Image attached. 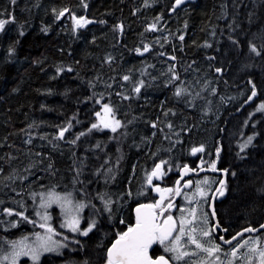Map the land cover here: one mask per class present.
Segmentation results:
<instances>
[{
  "label": "trees",
  "instance_id": "obj_1",
  "mask_svg": "<svg viewBox=\"0 0 264 264\" xmlns=\"http://www.w3.org/2000/svg\"><path fill=\"white\" fill-rule=\"evenodd\" d=\"M175 3L0 0V209L23 210L12 207L11 198H26L32 181L47 178L85 204L84 229L95 223L86 237L75 236L58 227L55 210L48 232L26 212L21 226H0V240L54 234L71 248L43 264H107L110 245L136 223L134 207L158 204L145 175L162 162L169 170L178 148L184 153L190 143L189 137L176 149L171 137L177 131L186 136L195 119L189 109L193 68L215 81L204 88H213L208 94L238 99L223 110L210 148L211 164L238 180L227 217L237 223L264 219V115L251 116L264 103V0H199L182 9ZM64 12L87 25L61 20ZM164 34L171 41L160 38ZM177 74L181 81L175 83ZM105 105L122 124L115 132L93 127ZM239 132L256 135L241 159ZM176 177L165 174L160 182L173 189ZM161 251L158 243L152 257Z\"/></svg>",
  "mask_w": 264,
  "mask_h": 264
},
{
  "label": "rangeland",
  "instance_id": "obj_2",
  "mask_svg": "<svg viewBox=\"0 0 264 264\" xmlns=\"http://www.w3.org/2000/svg\"><path fill=\"white\" fill-rule=\"evenodd\" d=\"M63 17H66L65 20L66 22H68V20H71V24L74 25L75 27H77L76 26L77 20H80L82 24H86L84 23V21H88L82 18H78L75 15L69 16L67 12L62 13L60 19L62 20ZM160 38L166 39L167 41H171L169 35L166 34L161 35ZM171 58L173 59V57ZM172 69L175 72H179V69L175 65L173 66ZM192 72L193 75L191 76V84H190L192 88L189 91L191 97L189 109L196 113L193 115L195 119L191 122V124L187 128L186 136H184L183 131H177L174 133V136L171 137L172 138L171 144L176 149L180 145L183 146L185 140L189 139V137H190V141H189L190 143L188 144L186 149H183L185 151L184 153L181 152L182 149L178 148L177 150L178 156H174L173 164H171L169 170L166 171L164 169L166 166V162L161 163L163 165V177L165 176V174L171 175L174 173H178V170L180 168V166L178 165L181 160L182 162H184V164L187 163V159L188 160L196 159L197 163L200 160H202L207 165L210 164L212 166L211 164L212 154L210 148L214 143V141L216 140V135L218 134V128H219L218 122L223 113V110L226 108L229 109L234 108L238 101V99H227L226 97L220 95L214 96L213 94L211 96L208 93L212 92L213 88H210L206 91L204 88L210 86L212 83L214 84L215 81L209 75L201 76V74H199L200 72H198V69L193 68ZM180 78L181 76L179 74L175 75V83L180 82L181 81ZM139 86L141 87V85ZM204 91L206 93L205 97L200 98L201 95H204ZM244 97H245L244 92H240L238 94L239 99H243ZM247 104H249L248 101ZM261 105H264V103H261L257 106L255 112L251 115L252 117L258 114L264 115V109L261 108ZM115 121H119V120L114 115L112 109L111 112H106L104 110V112L101 113V115L99 116L96 122V128L100 131L113 132L111 130V127H105V123L114 126ZM247 123L248 122H246L243 127L245 131L248 129ZM121 125L122 124L120 122V126L117 127L116 131L121 128ZM35 136L36 135H32L30 138L31 139L35 138ZM64 137H65V131L62 138ZM237 139H238V141L236 140L237 155L241 159L249 151V149L253 147L256 140V135L252 134L247 136L245 133L243 135L242 133L239 132ZM194 149H202V151L197 150L193 152ZM154 170H155V165L145 175L144 184L148 188V190L149 189L154 190V188L157 185L161 187V194L160 196H157L158 199L157 202L160 199L166 200L167 198L174 196V187L173 189L169 187H164L160 182L163 179H161L160 181H157L155 179L153 175ZM232 176L233 178H235L234 174H232ZM40 179L41 178L32 181L34 186L29 191L28 196L26 198L21 199L19 201L17 200L15 201L14 197L11 198L10 201L11 206L15 208L21 207L23 208V210L15 211L8 208L0 209V226H4V224H6L5 230L9 228L21 226V220L28 221L26 215L28 213L29 216L36 219L38 225L42 224L47 227H52L57 220V215L55 213L56 212L55 210H58L60 220H57V225L61 230L70 232L75 236L86 237L95 227V223L94 224L92 223V225L89 226V228H91L90 231H88L89 228L84 229L82 227L85 204L81 201H78L75 198L74 193L65 192L57 189V187L60 189L63 188L55 185L54 181H51L50 179L47 178L46 179L42 178L41 181ZM205 180L207 181V183H204ZM65 181L67 180L64 177V179H62V181H59V183L62 184ZM215 184H216V178L213 175H204L202 179L196 180L192 188L186 190V192L182 195V198L178 203V207L174 210V213L171 215L176 222L177 230L175 236L170 241H165L163 244H161V247L165 255L168 256L173 262L177 264H182L187 262L189 254L187 256H184L180 260L175 259V256L178 254V252H188V245H194L191 244L188 240V232L190 231L192 226H195L197 228L196 233H193V235H195L197 239L201 241V243H203L204 245L215 244L211 240V237L209 235L207 237L201 235L202 231H208L209 234L211 235L207 205L212 193V189L214 188ZM145 186H144L143 195L146 192ZM167 189H171V191H166ZM49 194H52L53 202L49 203L47 207H42L41 206L42 202L48 201ZM55 197H59L60 199L56 200ZM79 205H84V206L79 207ZM192 209H195L196 212V216L194 220L192 216H190V211ZM1 218L5 220V223H3V220H1ZM72 220H78L79 222L77 231H73L72 228L69 227V221ZM182 220H192V224H185V234L181 237L177 245V252L166 251L165 250L166 248H172L176 243L174 238L177 235H180L179 228ZM256 221L257 220L255 218H249L248 221L239 219L236 225L238 227L240 226L243 227L247 224L254 225L257 224L255 223ZM84 231H87V235L81 234ZM38 234L41 237L51 236V240L55 242L52 244V247L55 250L51 252H41L38 261H34L32 259V256H33V251L37 250V243H38L37 234L28 235V237H21L19 239L11 240V241L9 240L7 241V239H1L0 264H43V260L45 257L63 256L64 252L67 249H69V247L71 248L70 245H67L66 242L62 241L54 234L53 235L48 233H38ZM245 241H247L246 244ZM21 242H23V244H21ZM240 245H243V247H241ZM253 248H255V251L250 250ZM234 250L236 251V256L233 257L230 255V253ZM232 251L229 252L228 260L226 261L225 264H229V262H231V264H235V262L236 264H261V257L259 253L261 251H264V233L259 234V236L257 237L250 236L247 237L246 239H243V241H241V243ZM5 257H7V259H5ZM203 262L201 264H203Z\"/></svg>",
  "mask_w": 264,
  "mask_h": 264
},
{
  "label": "snow or ice",
  "instance_id": "obj_3",
  "mask_svg": "<svg viewBox=\"0 0 264 264\" xmlns=\"http://www.w3.org/2000/svg\"><path fill=\"white\" fill-rule=\"evenodd\" d=\"M182 0H176L177 4H180ZM62 14V13H61ZM88 21H84V23H87ZM3 26V23L0 22V27ZM76 26H83L80 20L76 21ZM183 39V37H180ZM147 50V49H145ZM253 52H256L255 48H252ZM257 55L259 53L257 52ZM125 80L128 79V77H124ZM136 92L140 91V88L137 87L135 89ZM177 95L180 94V91L178 90ZM253 96L255 95V91H253ZM261 108L264 109V105H261ZM105 111L111 112V109L108 108L107 105H105ZM120 126L119 121L114 122V126L109 125L108 123H105V127H111V130L113 132L116 131L117 127ZM155 126V125H153ZM93 127H96V125H93ZM64 134V130L61 131L60 137L62 138ZM202 149H194L193 152ZM212 170H215V164H212ZM160 166L157 165L156 170H154L153 175H156L159 172ZM187 171V169H185ZM162 174V173H161ZM151 182V181H149ZM179 183V182H177ZM204 183H207L205 180ZM187 186V185H185ZM199 190V189H198ZM166 191H171V189H167ZM177 194H179V190H177ZM221 195L223 193L221 192ZM56 200H59V197H55ZM53 202V196L52 194H49V199L47 202H42V207H47L49 203ZM84 205H79V207H83ZM156 207H159V205H141L140 208L136 209L137 212V218H136V226L129 227L128 231L120 235V238L116 241L115 244L112 245L110 249H108L107 252V264H168V262L164 259L163 256L159 257L157 260H152L148 256V249L151 247V245L157 241L159 243L163 244L165 240H168L171 238L172 233L176 231L175 222L173 221V218L171 216H168L167 220L164 221V226H161L156 223V215L154 212H148L142 214V209H154ZM171 207V205H169ZM190 216H192L193 220L195 219L196 212L195 209H192L190 211ZM172 222V223H169ZM78 220H72L69 221V227L72 228L73 231L78 230ZM185 224H192V220H182L179 228L180 235H177L175 239V244L172 248H166V251H173L177 252V245L181 239V237L185 234ZM41 227H45V225H41ZM261 227H264L262 225ZM46 230L48 232H52V229L50 227H47ZM91 228L88 229L90 231ZM197 228L195 226H192L190 231L188 232V240L191 244H194L197 249L200 251L206 252L208 256H213L214 253H218L221 251L220 246L216 244H212L211 247H205L203 243H201L200 240L197 239L193 233H196ZM247 231H253V229H247ZM82 235H87V231H84L81 233ZM201 235L204 237H207L209 235L208 231H202ZM223 239V237H221ZM235 239V237H233ZM37 250L33 251L32 259L34 261H38L39 255L41 252H51L55 249L52 247V244L55 243L51 240V236L48 237H41L39 234H37ZM225 243H231L230 240L224 241ZM211 243V242H209ZM247 241H245V244ZM23 244V242H21ZM243 247V245H240ZM251 251H255V248L250 249ZM188 252H178V254L175 256V259L180 260L184 256H187ZM231 256H236V251H232L230 253ZM261 257V264H264V251H261L259 253ZM7 259V257H5ZM231 264V262H229Z\"/></svg>",
  "mask_w": 264,
  "mask_h": 264
},
{
  "label": "flooded vegetation",
  "instance_id": "obj_4",
  "mask_svg": "<svg viewBox=\"0 0 264 264\" xmlns=\"http://www.w3.org/2000/svg\"><path fill=\"white\" fill-rule=\"evenodd\" d=\"M237 141H238V139H237ZM235 148L237 150V143H235ZM189 160H188V164L187 165L191 166L194 169H200V168L204 167L203 166L204 162L202 160H200L198 163L196 162V159L190 160V161ZM193 163H195V164H193ZM206 168H212V167H206ZM215 169H220V170L224 169V170H227V172H228L227 183L222 187V189L218 193V195H220L221 192H222L224 194V197L222 199H220V200L217 199L216 203H215V211H216V214H217V218H218V222H219L220 228H218L219 227L218 225L216 226V221H215L214 217L212 216V213H211V210H210V205H211L212 196H213L214 192L216 191L219 183L223 180V176L222 175H217V174H202V175L197 176V177L196 176H192L189 179L185 180L182 183V185L186 181H189L191 183V185H190L189 188L186 189V190H188V189L192 188V186L195 184L196 180L202 179L204 177V175H213L216 178V184H215L214 188L212 189V193H211L208 205H207V211H208V215H209V223H210V228H211V235L209 234V236L211 237V240L216 245L220 246L221 251L218 252V253H214L213 256H208V254L206 252L200 251L199 249L196 248V246L188 245V252H189L188 259L189 258L190 259L189 260L187 259V262L182 263V264H201L203 262V260H204L203 264H225L226 261L228 260L229 252L232 251L234 248H236L241 243V241H243V239H246L247 237H250V236H254V237L259 236V234H257V235H245L239 241H237L236 243H234V244H232L230 246H227L226 245L227 243H225L221 239V237H224L225 241L231 240L233 237H235L244 228H247V227H250V226H252V227L260 226L263 223L264 219L261 222L257 223V224H254V225L247 224V227H243L242 228V226L238 227L236 225L237 224V220L233 221V220H230L227 217V213H226V211L224 209H225V207H226V205L228 203L227 202L228 195H229V193L231 191H233L232 189L235 190V186H233V185H236V182L238 180L236 178H233V176L231 174V171H229V169H227V168H220L217 165V167H215ZM177 177H178V175H177ZM177 177H176V180H177ZM176 180H175V182H176ZM174 186H175V183H174ZM186 190L183 192V194L186 192ZM174 192H175V189H174ZM181 198H182V196H181ZM181 198H180V200H181ZM177 207H178V204H176V208ZM174 210L171 211V212L174 213ZM167 213H166L164 218H166L168 216H171V214L167 215ZM215 227H217V228L215 229ZM204 246L205 247H211L212 245H204ZM161 252L163 254H161L159 256H165L166 257L165 253L163 251H161ZM169 260L171 261L172 264H177V263L173 262L171 259H169ZM235 264H236V262H235Z\"/></svg>",
  "mask_w": 264,
  "mask_h": 264
},
{
  "label": "water",
  "instance_id": "obj_5",
  "mask_svg": "<svg viewBox=\"0 0 264 264\" xmlns=\"http://www.w3.org/2000/svg\"><path fill=\"white\" fill-rule=\"evenodd\" d=\"M199 0H182V2L180 4H177L175 3V8L176 9H182L190 4H196ZM64 135V134H63ZM160 166L159 168V172L154 175L155 179L157 181H160L163 177V165L162 164H158ZM157 166H155V170H156ZM185 169H187V171H185ZM162 173V174H161ZM202 174H217V175H222L223 176V180L219 183L216 191L214 192L213 196H212V199H211V205H210V210H211V213H212V216L214 217L215 221H216V226L218 225L220 228V225H219V222H218V218H217V214H216V211H215V203H216V200H220L224 197V194L223 195H218L219 191L222 189V187L227 183V179H228V172L226 170H220V169H215V170H212V168H206V167H202L200 169H194L192 168L191 166L189 165H185L183 167H181L177 173L178 177H177V180L175 182V192H174V197L173 199L168 202L166 204V206L160 210V211H156V208L154 209H147V208H144L142 209V214L143 213H148V212H154L155 215H156V223L161 225V226H164V221L167 220L168 217L164 218L166 213L168 211H173L174 209H176V204H178L183 192L190 187L191 183L189 181H186L183 185L182 183L189 179L190 177L192 176H200ZM179 182V183H177ZM187 185V186H185ZM177 190H179V194H177ZM154 194L156 196H160L161 194V187L160 186H156L154 188ZM162 204H164V200L163 199H160L158 201V205L159 206H162ZM141 205H153V204H150V203H141V204H138L134 207V215H135V218H137V212H136V209L137 208H140ZM169 205H171V207H169ZM173 218V217H172ZM173 221L175 222L174 218H173ZM169 223H172V222H169ZM262 225H264V221L263 223L260 225V226H257V227H247V228H244L242 229L236 236H235V239H231V243H227L226 245L227 246H230L234 243H236L237 241H239L243 236L245 235H257V234H260L262 232H264V227H261ZM136 226V224L133 226V228ZM175 227H176V230H177V225H176V222H175ZM217 227H215L216 229ZM247 229H253V231H247ZM175 233L176 231H174L172 233V236L171 238H169L168 240H165V241H170L174 236H175ZM119 239V238H118ZM116 239L108 249H110L112 247L113 244L116 243V241L118 240ZM223 241H225L224 237L222 239ZM158 241L153 243L151 245V247L148 249V256L152 259V260H157L159 259V257L161 256H158V257H152L151 255V250L157 245ZM108 252V250H107ZM164 259L168 262V264H172L171 261L163 256ZM108 258V257H107Z\"/></svg>",
  "mask_w": 264,
  "mask_h": 264
},
{
  "label": "bare ground",
  "instance_id": "obj_6",
  "mask_svg": "<svg viewBox=\"0 0 264 264\" xmlns=\"http://www.w3.org/2000/svg\"><path fill=\"white\" fill-rule=\"evenodd\" d=\"M10 8H11V7H10ZM9 12H10V11H9ZM10 13H11V12H10ZM12 13H13V12H12ZM13 14H14V13H13ZM13 14H12V15H13ZM1 37H2V35H1ZM220 110H221V109H220ZM226 171H227V170H226Z\"/></svg>",
  "mask_w": 264,
  "mask_h": 264
}]
</instances>
